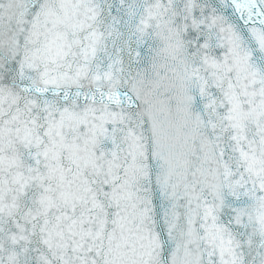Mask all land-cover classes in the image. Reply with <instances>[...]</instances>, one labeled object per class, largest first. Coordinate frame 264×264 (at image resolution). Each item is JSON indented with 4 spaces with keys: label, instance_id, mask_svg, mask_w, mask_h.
<instances>
[{
    "label": "snow or ice",
    "instance_id": "snow-or-ice-1",
    "mask_svg": "<svg viewBox=\"0 0 264 264\" xmlns=\"http://www.w3.org/2000/svg\"><path fill=\"white\" fill-rule=\"evenodd\" d=\"M0 264H264V0H0Z\"/></svg>",
    "mask_w": 264,
    "mask_h": 264
}]
</instances>
